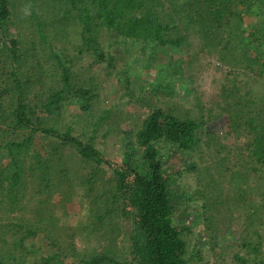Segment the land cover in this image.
Instances as JSON below:
<instances>
[{
  "label": "trees",
  "instance_id": "obj_1",
  "mask_svg": "<svg viewBox=\"0 0 264 264\" xmlns=\"http://www.w3.org/2000/svg\"><path fill=\"white\" fill-rule=\"evenodd\" d=\"M242 9L259 23L244 27ZM103 35L153 60L197 35L227 67L217 98L175 106L158 83L110 161L103 142L131 113L102 97L116 60ZM32 90L42 100L29 101ZM224 116L226 138L207 128ZM166 143L193 162L171 172ZM186 175L191 192L174 182ZM54 194L84 211L67 229ZM182 198L198 207L214 264H264V0H0V264H196L200 240L175 222Z\"/></svg>",
  "mask_w": 264,
  "mask_h": 264
},
{
  "label": "rangeland",
  "instance_id": "obj_2",
  "mask_svg": "<svg viewBox=\"0 0 264 264\" xmlns=\"http://www.w3.org/2000/svg\"><path fill=\"white\" fill-rule=\"evenodd\" d=\"M186 1L191 6L195 0ZM241 11L244 27L252 28L255 23H259L255 21L254 10L245 11L242 9ZM102 38L106 43L105 47L111 50L116 59L112 66L111 74L105 75L102 78L106 79L104 83L107 86L102 97L108 105H113V107L131 113L128 116L129 121L124 132L114 138L113 141L103 142L102 152L110 161L117 156H121V151L127 149L125 140L132 137L128 128L137 124L144 114L152 110L153 106H151V103H154L156 100L155 88L158 86V83H164L171 87L173 93L165 97L175 106L177 104H182L183 106L191 105L194 102L193 96L195 95L198 96L203 105H208L212 100L217 98L216 94L219 92V84L227 67L219 65V61L211 56V53L206 51L207 49L202 47V41L197 35H189V43L186 42L184 49L181 50L170 46L156 48L153 53L155 55L154 60L141 57L137 51L136 45L138 42L131 44L128 41L125 45L120 38L115 39L114 35H103ZM110 42L111 44H109ZM185 60L191 61L188 65H185ZM125 86L133 87L136 90L140 89L137 100L128 99L126 96H123L122 93ZM37 94V92L31 93L29 101L42 100ZM207 128L213 132L221 133L224 136L223 138H226L225 136L230 132L229 123L225 116L209 122ZM166 146L170 150H161V162L163 166L170 167L169 170L171 172L176 171L178 166L183 168L187 162L189 164L193 162L189 157L183 158L178 154L171 147L170 143H166ZM131 149L128 150L132 151H130L132 155L138 153V147ZM187 176L184 179V184H182L183 180L180 176H175L174 182H176V185H179V189L182 191L191 192L190 190H192L191 187L193 185ZM53 199L57 203L55 210L57 215H61L62 213L67 215L66 217H62L63 223L67 226L66 229L84 212L80 208L78 200L72 201L65 195L60 194H54ZM173 205L175 222L192 225L195 234L200 240L198 248L200 247L203 250L201 252L204 254V258L196 264H214L209 248V241L203 233L200 219L201 214L198 211L197 205L187 198L176 200ZM218 210L220 212L215 211L214 214L219 215V213L226 212V208L222 206L218 207ZM237 232V226L233 225L229 227L225 242L232 245L237 244ZM227 263L229 264L231 261L227 259Z\"/></svg>",
  "mask_w": 264,
  "mask_h": 264
}]
</instances>
